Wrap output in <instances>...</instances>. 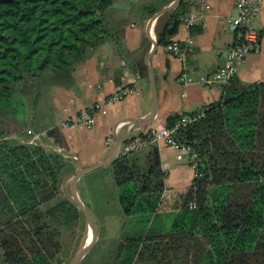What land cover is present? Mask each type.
<instances>
[{
    "label": "trees",
    "instance_id": "1",
    "mask_svg": "<svg viewBox=\"0 0 264 264\" xmlns=\"http://www.w3.org/2000/svg\"><path fill=\"white\" fill-rule=\"evenodd\" d=\"M170 1L138 4L148 18ZM193 5L181 0L160 15L158 47L174 41ZM126 22L113 0H0V264H64V245L87 227L72 198H58L78 164L50 122L52 89L70 88L75 70L103 44L126 53ZM140 71L147 77L145 66ZM222 90L217 102L164 120L171 127L203 113L177 132L198 157L190 186H165L156 145L81 176L77 188L91 210L100 192L107 207L115 197L120 214L141 223L109 264H264V82L234 77ZM107 171L112 193L101 180L92 191L91 177Z\"/></svg>",
    "mask_w": 264,
    "mask_h": 264
},
{
    "label": "crops",
    "instance_id": "2",
    "mask_svg": "<svg viewBox=\"0 0 264 264\" xmlns=\"http://www.w3.org/2000/svg\"><path fill=\"white\" fill-rule=\"evenodd\" d=\"M138 1L113 0V9L127 15V22L122 28L126 53L119 55L110 44H103L75 70L70 88L52 89L53 116H50V122L58 128L67 147V156L77 161V170L117 157L125 140L149 128L164 126L167 116L199 111L221 97L223 87L219 83L200 84L198 80L201 76L210 77L221 67L227 52L239 37V33L228 26V19L236 15L233 0H190L204 1L209 8L194 5L200 15L196 27L202 29L201 32L192 33L195 26L188 29L181 24L173 37L179 42L192 39L191 52L186 55L184 62L167 52L166 48L153 47L160 16L152 23L153 15L143 18L145 13ZM253 25L260 50L248 54L235 65V78L245 84L264 82V2L261 14ZM142 65L146 67L147 77L141 74ZM182 74L196 81L187 83L181 80ZM117 77L120 79L119 84H116ZM131 85L135 86L133 92L107 106V113L97 115L91 128L70 125V121L80 111L105 100L117 88ZM156 146L161 167L166 172L165 186H190L193 171L189 164L177 160V152L172 148L164 144ZM148 149L149 146L137 152L145 154ZM67 187L68 197L72 198L70 178L63 181L61 191ZM77 192L81 199L78 188Z\"/></svg>",
    "mask_w": 264,
    "mask_h": 264
},
{
    "label": "built area",
    "instance_id": "3",
    "mask_svg": "<svg viewBox=\"0 0 264 264\" xmlns=\"http://www.w3.org/2000/svg\"><path fill=\"white\" fill-rule=\"evenodd\" d=\"M264 0H233L236 15L228 19L229 29L239 33L236 43L230 48L226 54L225 62L221 67L214 72L210 77L201 76L198 80L200 84H207L209 82L219 83L222 87L227 86L235 77L237 72L236 63L242 61L248 54L257 53L260 50V42L253 22L261 14V9ZM199 8H209L204 1H194V5ZM185 14L182 18V25L190 29L196 25L200 15L194 7ZM192 39L187 38L184 42L172 41L166 46V51L175 56L180 62H184L186 55L191 52ZM181 80L192 83L196 80L187 76L181 75ZM135 86H125L117 88L115 92L105 100L94 103L88 110L80 111L71 121L70 125L76 127L91 128L96 122V116L107 113L106 107L119 102L125 96L133 92ZM202 112L197 113L195 118L184 116L171 127L157 126L149 128L142 133L125 140L118 151V155H126L132 152H137L150 145L164 144L172 148L176 154V159L185 161L193 170L194 175L197 174V154L190 147L183 145L177 137L178 130L202 116Z\"/></svg>",
    "mask_w": 264,
    "mask_h": 264
},
{
    "label": "rangeland",
    "instance_id": "4",
    "mask_svg": "<svg viewBox=\"0 0 264 264\" xmlns=\"http://www.w3.org/2000/svg\"><path fill=\"white\" fill-rule=\"evenodd\" d=\"M108 172L109 171H107V173L105 174L106 176L102 178L104 181L100 178H97L100 177L99 174L91 177L89 181L92 183V186L89 187L92 191L94 189L99 188L100 185L98 184H100L101 180L102 182H105L107 185L110 186L107 188H109L112 193V186L110 183L111 173ZM72 178L73 177H70V181H72ZM63 193L68 197L69 188L67 187L66 190H62L58 198L62 197ZM95 197L99 198L98 210H91L87 206V204H85V208L89 212L93 221L96 236L94 242L87 249L84 257L82 258L81 264H109L118 243L129 235L132 236L140 232L141 229V223H139L138 219H132L131 217H123L120 214L117 200H115V197L114 201H108L111 208L107 207L105 202L100 200L102 199L100 192H95ZM89 232L90 230L88 224L87 227L83 228L82 230L79 229L78 231L76 229L74 237L75 241L71 242V244L70 242L68 243V245H70V248L67 244H65L67 240H65V238L63 237V244H65L64 246L66 247V254L69 252V258L67 257L65 259L66 261L64 262V264H72V262L77 257L80 250L86 243L87 238L89 236ZM67 259L70 260L67 262Z\"/></svg>",
    "mask_w": 264,
    "mask_h": 264
},
{
    "label": "water",
    "instance_id": "5",
    "mask_svg": "<svg viewBox=\"0 0 264 264\" xmlns=\"http://www.w3.org/2000/svg\"><path fill=\"white\" fill-rule=\"evenodd\" d=\"M180 1L181 0H172L167 5L163 6L159 11H157L152 16L151 23L154 22L155 19H157L163 13L175 8L180 3ZM156 45H157V42L154 41L153 47H155ZM148 72H149L150 78L152 79V74H151V71L149 69H148ZM115 159H116V156L111 158V159L104 160L102 162H99L97 164H94V165L86 167V168L80 167L79 170H77V172L75 173V175L72 178V181H71L72 200L75 203V205L78 207V209L85 216V218L87 220V224H88L89 230H90L89 233L91 234L90 235V239L86 241V243L84 244V246L80 250V252L77 255V257L74 259L72 264H79L81 262V260L84 257L87 249L92 245V243L95 240V236H96V232H95V228L93 226V221L91 219V216H90L89 212L87 211V209L85 208V205L83 204L82 200L79 198V195H78V192H77L78 181H79L80 177L84 173H87V172L92 171L94 169H97L99 167H104V166L110 165Z\"/></svg>",
    "mask_w": 264,
    "mask_h": 264
},
{
    "label": "bare ground",
    "instance_id": "6",
    "mask_svg": "<svg viewBox=\"0 0 264 264\" xmlns=\"http://www.w3.org/2000/svg\"><path fill=\"white\" fill-rule=\"evenodd\" d=\"M90 235H91V234L89 233V236H88L87 240H89V239H90Z\"/></svg>",
    "mask_w": 264,
    "mask_h": 264
}]
</instances>
